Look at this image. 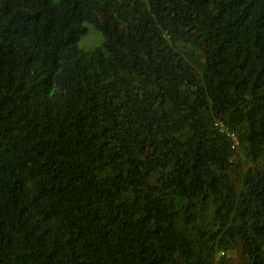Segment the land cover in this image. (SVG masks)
Masks as SVG:
<instances>
[{"label": "trees", "instance_id": "trees-1", "mask_svg": "<svg viewBox=\"0 0 264 264\" xmlns=\"http://www.w3.org/2000/svg\"><path fill=\"white\" fill-rule=\"evenodd\" d=\"M0 264H264V0H0Z\"/></svg>", "mask_w": 264, "mask_h": 264}, {"label": "rangeland", "instance_id": "rangeland-1", "mask_svg": "<svg viewBox=\"0 0 264 264\" xmlns=\"http://www.w3.org/2000/svg\"><path fill=\"white\" fill-rule=\"evenodd\" d=\"M88 33L82 39H80L79 47L85 50L98 47L103 42L102 34L97 31L92 25H88Z\"/></svg>", "mask_w": 264, "mask_h": 264}, {"label": "built area", "instance_id": "built-area-1", "mask_svg": "<svg viewBox=\"0 0 264 264\" xmlns=\"http://www.w3.org/2000/svg\"><path fill=\"white\" fill-rule=\"evenodd\" d=\"M228 135L233 139V148L239 145L237 136L234 133H228Z\"/></svg>", "mask_w": 264, "mask_h": 264}]
</instances>
